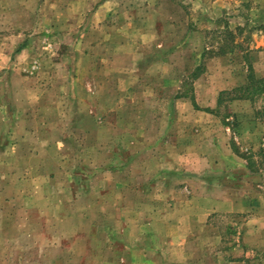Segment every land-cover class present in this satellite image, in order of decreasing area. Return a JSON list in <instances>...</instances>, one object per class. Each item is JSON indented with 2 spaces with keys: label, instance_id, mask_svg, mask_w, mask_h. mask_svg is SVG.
I'll use <instances>...</instances> for the list:
<instances>
[{
  "label": "rangeland",
  "instance_id": "rangeland-1",
  "mask_svg": "<svg viewBox=\"0 0 264 264\" xmlns=\"http://www.w3.org/2000/svg\"><path fill=\"white\" fill-rule=\"evenodd\" d=\"M1 2L2 0H0V11ZM143 2H151L159 9V30L169 38V41H172L169 43L176 45L178 44L176 40L183 39L185 43V48L174 49L172 71L163 73L164 77L159 75L158 80L154 79V75L151 76L160 86L163 82L162 78L166 79L167 75L169 80L172 79L173 84L162 85L160 91L162 98L165 100L176 95L178 91L184 92L183 83L191 77V74H195L193 72L195 66L200 65L201 70L205 69L200 76L203 80L201 79V83L197 85L199 92L196 93V97L207 103L198 105L200 109L190 106V113L195 111L203 118H196L198 125L195 129L198 130H193L189 135V145L185 144L188 137L180 139L185 156L184 161L181 159L174 164L176 175L172 178L173 185L166 188L163 180L156 179L162 176L165 169L171 170L173 165L166 162L164 154L158 158L156 153L148 151L143 152L142 169L130 170L125 175L130 183L123 188L114 184L117 175L114 176L110 172L106 175L98 174L94 181L86 184L87 175H90L98 164L101 165L105 160L110 159L109 152L94 151L90 146L94 143L89 142L83 135L75 137L73 134L67 137V133L71 130L67 128L68 125H64L67 123L65 121L63 124L65 137L54 138L55 142L65 141H61L59 151L54 146L46 147L47 142L39 145L36 135H32L29 144L33 146V150L29 163L25 166L27 170L17 175L18 180L16 179L13 187L16 199L21 198V194H26L28 198L31 194H46V196L50 194L46 208L50 210L49 216L52 217L48 218L47 223L55 220L58 222L62 219L58 217L61 214L69 216L65 214L67 210L70 212L68 208L70 205L73 215L79 212L81 233L79 239L69 240L67 239L69 234H65V231L55 235L43 232L49 227L47 223L44 227L38 224L41 223L40 218H37L38 215L34 214V211H31L30 221L35 224L31 223L34 226H30L27 209L31 206V202L16 200L14 218L16 223L20 224L14 225L11 230L9 227L8 231L7 225L2 224L4 216L0 215V264H38V255L40 253L45 255L46 249L39 250L36 246L28 247L29 249L23 247L30 244L28 232L31 229L37 230L36 228L42 230L35 234L37 240L49 246L45 255L47 258L41 264H52L50 260L68 252H75V255L80 257V264H106L101 263L103 257H110L111 261H114L109 264H125L120 261L124 251L127 254L130 252L122 246L125 241L119 243L114 241V244H111L106 241V234L102 232H98L97 238L91 240L92 234L88 233L89 226L94 225L92 221L95 220L93 216L96 215L97 209L102 210L103 206H107L106 209L116 208L120 202V200L102 201L101 196L110 195L114 198L116 194L119 195L120 190L130 195L127 206L136 203L142 208V217L139 219L141 226L140 221L137 220L139 225L138 223L136 225L134 220L129 219L131 225L126 235L127 243L129 241L133 243L134 238H137L142 240V247L149 245L151 240L148 230L153 228V221L158 230L165 232L166 221L169 226H181L187 223L186 226L190 227L187 232H184L186 228L178 232L170 229L167 233L169 240L174 236L176 239H173L172 243L169 241L165 245L166 249L158 252L143 249L139 251L137 257L130 259L134 264H149L148 260L152 261L151 264H264V100L260 95H253L252 91L248 95L246 89L250 73L256 78L264 79V0H143ZM55 30V26L48 24L22 26L0 23V61L4 56L3 52L5 55L9 52L12 55V67L15 63H24L23 59H17L16 55L21 51L23 44L28 43H30V54L26 56L25 68L35 58H46L41 62L40 72H33L34 68H31V71H24L22 66H15L11 73H8L7 69L0 72V82L4 84L9 78L14 84H28L29 96L36 101L48 100L51 97L66 98L67 89L58 91L50 86L55 84L56 80L60 82L67 80L69 76L56 65L62 47L56 48L58 54L53 52L47 55L46 45L41 43L42 37L49 35L48 32L50 36L56 37L57 35L53 34ZM55 39L53 42L58 44L63 42L61 37L59 40ZM231 39L234 40L233 45ZM232 46H234L233 51L221 55L222 50H231ZM117 64L98 74L103 75V80H100L101 77L97 78L98 83L105 81V84L99 85L96 89L97 96L106 97L109 90L113 101L122 90H125L120 87V84H125L121 81L136 82L139 74L131 71L122 72L119 70L123 69L120 60ZM162 64L163 62L160 61V65ZM84 79L83 76L82 80ZM47 82H49L47 87L50 89L43 87ZM21 88L15 90V96L18 98L27 95L23 94ZM1 92L3 97L8 96L7 88L2 89ZM86 92L78 89V95L83 99H87ZM139 92L138 90L131 95L138 97ZM223 92L229 93L223 96L220 103ZM94 102L101 108L106 107L97 98ZM58 106L63 108L61 104ZM149 106L150 109L158 107V113L162 110L167 111L166 101L164 104L158 101L146 107ZM131 107L133 106L129 107L130 117L134 118L135 114H132ZM94 108L95 113L99 111L97 105ZM180 110L185 117L178 124L176 123V126L189 128L187 123L190 122L186 117L189 113L184 105ZM63 111L66 112L65 109ZM155 115L160 114L153 112V116ZM133 123V119L129 121L130 125ZM147 123L148 131L158 132L164 128L165 120H159L157 123L148 120L145 124ZM56 124L58 122L54 123ZM101 125H104L105 130L107 128L106 131L110 134L114 133L111 139L108 138L112 146L118 145L119 138L112 130V125L104 121ZM106 138L107 136L99 137L98 140ZM94 139L96 140V137ZM94 139L92 141L96 142ZM143 139L149 144L154 138L149 133L144 135ZM112 148L115 151L117 149L111 147V150ZM39 167L40 173L37 171ZM2 192H5V189H2ZM136 192L143 195L142 202L135 201ZM55 194H58L56 200L53 197ZM168 217L170 219H167ZM70 220L63 222L70 225ZM78 220L75 219L72 224ZM148 220H151L150 225ZM120 225L119 222L116 228ZM66 228L69 230L68 227ZM116 234L120 237L118 233ZM177 234L181 238L177 239Z\"/></svg>",
  "mask_w": 264,
  "mask_h": 264
},
{
  "label": "crops",
  "instance_id": "crops-1",
  "mask_svg": "<svg viewBox=\"0 0 264 264\" xmlns=\"http://www.w3.org/2000/svg\"><path fill=\"white\" fill-rule=\"evenodd\" d=\"M1 3L0 23L2 24L22 26L48 24L56 27L53 34L57 36H50V32H48L49 35L43 36L41 43L43 42L46 45L47 55L55 53L56 48L59 46L62 47L59 54L58 51L56 52L58 54L56 65L69 74L67 80H63L62 82L56 80L55 84H50L53 89H57L58 91L60 89L68 90V96L63 98L64 100L61 97H51L48 100L38 99L36 101L29 96L30 86L28 84H14L9 78L5 80L4 84L0 82V186L3 187L0 188V215L4 216L2 224L5 223L7 225L8 231L9 227H11V230L14 225L20 224L16 223L17 221L14 218L16 200L31 202V206L27 209L30 226H34L32 224H35L30 221L31 211H34V214L38 215L37 218H40L41 223H37L43 225V227L47 223L48 218L52 217L49 216L50 210L46 208L48 207L50 194L47 195L48 199L46 194H31L29 198L26 194H19L21 198L16 199L13 187L16 179L18 180L17 175L27 170L25 166L28 165L30 154L33 150V146L29 144V138L32 135H36L39 145H44L42 142H47L48 144H45L46 147L54 146L59 151L61 150V141H65L57 140L56 143V139L54 138L65 137L64 125H68L67 128L71 130V132L67 133V137L73 136V134L75 137L83 135L89 142L94 143L90 145L94 151L110 153L108 161L105 160L101 165L98 164L91 174L87 175L86 184H90L92 180L94 181L98 174L105 173L106 175L110 172L114 176L117 175V180L114 181V184L118 185L119 188H123L130 183L125 175L130 170L142 169L144 163L143 152L148 151L156 153L158 158L164 154L166 162L173 165L171 170L170 168L165 169V172H162V176L156 178L163 180L166 188L173 185L172 178L173 175H176V165L174 164L181 159L184 161L185 156L183 155L185 150L182 147L183 145H181L180 139L188 137V141L184 140V142L186 141L185 144L189 145V135L193 130H198L197 128L195 129L198 125L196 118H203L195 111L190 113V106L200 109L198 105L207 103L196 97V93L199 92V86L197 85L201 83L202 78L200 76L205 69L201 70L200 65L195 66L193 72L197 76L193 77L194 75L191 74V77H188L186 82L183 83L184 92L183 90L178 91L176 95L165 100L162 98L160 95L162 85H171L173 81H171L172 79L169 80L167 75L166 79L162 78L161 81L163 82L160 86V84L155 83L154 79L158 80L159 75L174 69L172 64L174 62L172 57L175 53L174 49L176 47L177 50L182 49V47L185 48V43L184 39L176 40L178 43L176 45L169 43L172 41H169V38L165 37L162 32L160 33L159 9L155 5H152L151 2H143V0H2ZM57 26L60 27L57 28ZM60 37L63 39V42L59 44L55 41L53 42V39L59 40ZM64 44L65 46H61ZM3 54L4 56L0 61V72L7 69L8 73L14 71L15 66H22L24 71H31V68H34L33 72H40L41 62L46 59L42 54L44 58H35L25 68L26 56L30 54V43L23 44L21 51L16 55L17 59H23L24 63H13L14 67H12L11 53L8 52L5 55L3 52ZM119 60L120 64L123 65L121 67L123 69L119 70L139 74L137 75L136 82L127 83V81H121L125 84H120V87L125 90H122L121 94L119 93V96L116 99L114 98L113 101L109 90L106 97L97 96L96 89L99 85L105 84V81L98 83L97 78L100 79L101 77L100 80H103V75L100 76L98 74L103 70H109L110 66L114 67L118 65ZM160 61L163 62L162 65H160ZM31 63L34 65L32 66ZM84 63L86 64L83 65ZM119 70H117V73H119ZM155 74L158 76H155ZM152 75H154V79L153 77L151 78ZM83 76L85 77L84 80H82ZM162 76L164 77V75ZM48 83L43 85L45 89H50L47 87ZM4 85L5 87H3ZM203 87L206 88L205 85ZM4 88H7L6 94L8 96L3 97L1 91ZM16 88L19 90L21 88L23 94L27 95L21 98L16 97ZM78 89L87 91V99H83L78 95ZM138 90L140 91V96L133 97L131 94L138 92ZM95 98L101 104L106 105V107L101 108L99 104L94 102ZM158 101L163 104L166 101V112L162 110V112L158 113V107L154 109H150V106L149 108L146 107L147 105L158 103ZM60 104L63 108H59L58 105ZM95 105H97V109L99 110L96 113L94 112ZM131 105L133 106L131 107L132 114H135L134 118L130 117L131 112L129 107ZM182 105H184L189 113L186 116L188 121L190 123L192 121V124L187 123L189 128L185 127L186 129L180 127V125L176 126V123L178 124L185 117L182 110H180ZM153 112L160 115L153 116ZM132 119L134 123L130 125L129 121ZM163 119L165 120L163 129L158 132L148 131V123L145 124L148 120L157 123ZM64 121L67 123L64 124ZM103 121L112 125V130L119 138L118 145L112 146L109 139L114 136V133L110 134V132H107V128V131L105 130L104 125H101ZM56 122L58 124L54 125ZM149 133L153 135L154 139L148 144L143 137ZM106 136L105 140H98L99 137L105 138ZM95 137L96 140L94 139ZM92 139L96 142H93ZM111 147H116V151L113 148L111 150ZM39 170L40 167L37 170L40 173ZM22 181H24V178ZM75 183L77 184L78 180ZM109 183L111 184V182ZM134 183H136L135 180ZM2 189H5V192H2ZM117 195L114 198H111L110 195L101 196L102 201L120 200V202L116 208L106 209L107 206H103L102 210L97 209L96 215L93 216L95 220L92 221L94 225L93 227L89 226L88 233L89 235L92 234L91 240L97 238L98 232H102L106 234V241L111 244H114V241L118 243L125 241L122 246L130 251L128 254L124 251V255L120 256V261L125 264H134L130 259L137 257L139 251L143 249L150 252L166 249L165 245L169 241L172 243L173 239H176V236H174L169 240L167 233L170 229L177 230V232L180 229L184 230L186 228L184 232L190 229V227L186 226L187 223L181 226H169V223L166 221V232L164 230L160 231L155 227V221H153V228L148 230L151 240L149 245L142 247V240H137V238H134L133 243L130 241L127 243L126 235L127 231H130L131 225L129 219L134 220V224L136 223L137 225L138 221H140L139 219L142 217V208H139L136 203L132 206H127V200H130V195L126 192L120 190L119 195ZM53 197L56 200L58 194L53 195ZM135 199V201L142 202L144 198L141 193L136 192ZM68 208L70 212L67 210L65 215L69 214V216H62L61 214L58 217L62 219H59L58 222L56 220L54 222L49 221L47 223L48 230H43V232L55 235L58 233L62 234L65 231V234H69L67 239H79V234L81 233L78 220L79 212L73 215L71 212L72 207L68 205ZM151 211L153 212L154 210ZM69 219H71L70 225L65 221L63 222V220ZM75 219L78 221L72 224ZM167 219L170 218L168 217ZM157 221L156 223H158ZM119 222L121 225L116 228ZM150 224L151 220H148V225ZM136 225L134 228L135 233ZM64 226L68 227L69 230ZM36 229H31L28 232L30 244L23 247L27 249L28 247L36 246L39 250L46 249L45 252L47 253V247L49 248V246L37 240L38 238L35 236V234L42 232V230ZM194 230H196L195 226ZM139 234L142 235L141 231H139ZM165 235H167V238H165ZM177 236V239L181 238L179 234ZM46 253L44 254L46 255ZM45 255L41 253L38 255V264L45 262L47 258ZM112 262L114 263L110 257H103L101 261V263L106 264ZM50 263L80 264L81 261L80 257L77 254L75 255V252H68L64 253V255H58V258L50 260ZM147 263L151 264L152 261L148 260Z\"/></svg>",
  "mask_w": 264,
  "mask_h": 264
},
{
  "label": "trees",
  "instance_id": "trees-1",
  "mask_svg": "<svg viewBox=\"0 0 264 264\" xmlns=\"http://www.w3.org/2000/svg\"><path fill=\"white\" fill-rule=\"evenodd\" d=\"M230 35H232L230 33ZM231 38H233L232 36H230ZM234 43V40L231 39V45H233ZM234 50V46H232L231 50H222L221 51V55H224V54H227L228 52L230 51H233ZM200 69V68H198ZM197 74H194L193 77H196ZM248 79H249V84H248V87H246V89L248 90V95H250V91H252L253 95H260V97L263 98L264 100V79H259V78H256L252 73H250V75L248 76ZM229 92H223L220 96V100L219 102L221 103L223 100V96L228 94ZM264 156V155H263Z\"/></svg>",
  "mask_w": 264,
  "mask_h": 264
}]
</instances>
